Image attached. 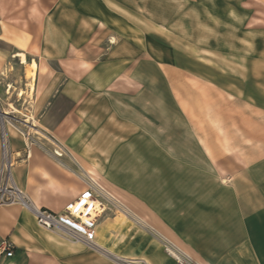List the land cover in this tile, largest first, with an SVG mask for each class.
<instances>
[{
    "label": "rangeland",
    "instance_id": "1",
    "mask_svg": "<svg viewBox=\"0 0 264 264\" xmlns=\"http://www.w3.org/2000/svg\"><path fill=\"white\" fill-rule=\"evenodd\" d=\"M130 5L142 16L143 51L136 55L135 36L127 35L128 66L105 89L127 98L87 100L103 103L99 114L111 127L87 137L98 138L96 158L88 160L112 196L107 229L88 245L111 250L119 264L137 261L120 258L113 240L145 226L197 260L201 247L214 258L217 247L230 244L221 228H230L240 205L264 187V0ZM36 73L34 61L26 74L35 80ZM22 117L3 115L1 132L8 121L24 127ZM53 159L81 171L72 158Z\"/></svg>",
    "mask_w": 264,
    "mask_h": 264
},
{
    "label": "crops",
    "instance_id": "2",
    "mask_svg": "<svg viewBox=\"0 0 264 264\" xmlns=\"http://www.w3.org/2000/svg\"><path fill=\"white\" fill-rule=\"evenodd\" d=\"M132 7L129 0H0V164L2 116L20 114L24 127L4 124L14 161L11 174L35 207L59 212L90 182L101 186L96 163L88 160L96 158L98 138L87 137V132L109 126L99 114L103 103L87 100L127 98L126 93L105 89L128 66L126 36H135L136 55L143 51L137 44L144 33L137 21L142 16ZM34 61L35 80L26 74ZM34 116L39 124L31 123ZM53 158H72L81 171ZM261 190L240 205L230 228H221L223 241L230 244L226 251L217 247L214 258L201 247L197 260L175 240L159 231L158 237L145 226L116 235L113 249L120 258L149 264H176L166 243L193 258L194 264H264V187ZM108 221L106 211L98 219L96 238ZM1 239L13 242L15 250L10 257L0 256V264H119L111 250H97L43 228L31 210L17 203L0 207ZM241 242L242 249L235 247Z\"/></svg>",
    "mask_w": 264,
    "mask_h": 264
},
{
    "label": "built area",
    "instance_id": "3",
    "mask_svg": "<svg viewBox=\"0 0 264 264\" xmlns=\"http://www.w3.org/2000/svg\"><path fill=\"white\" fill-rule=\"evenodd\" d=\"M2 160L0 164V207L9 204H21L31 210L40 226L48 230H58L71 238L87 244L94 242L99 217L111 205L112 196L102 186L90 182L77 200L68 203L62 211L32 206L29 198L16 185L12 178L14 166L12 154L5 130L1 132ZM14 244L8 239L0 240V256H12ZM174 255V254H173ZM176 264H190L182 255H174ZM122 264H149L144 259L137 261L122 260Z\"/></svg>",
    "mask_w": 264,
    "mask_h": 264
},
{
    "label": "bare ground",
    "instance_id": "4",
    "mask_svg": "<svg viewBox=\"0 0 264 264\" xmlns=\"http://www.w3.org/2000/svg\"><path fill=\"white\" fill-rule=\"evenodd\" d=\"M21 56H22V60H23V62H25L26 61V56H25V54H21ZM4 128H5V125H4ZM7 134V133H6ZM94 181V180H93ZM23 192V191H22ZM24 193V192H23ZM25 194V193H24ZM30 200V199H29ZM31 202V201H30ZM32 204V203H31ZM32 206H33V204H32ZM168 250H169V252L171 253V254H174V255H180V253L177 251V250H175L174 248H172V247H168ZM183 254V253H182Z\"/></svg>",
    "mask_w": 264,
    "mask_h": 264
}]
</instances>
